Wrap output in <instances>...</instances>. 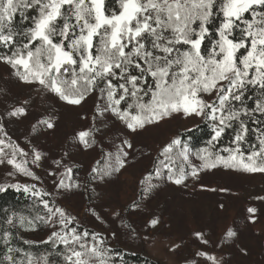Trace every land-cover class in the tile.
Here are the masks:
<instances>
[{"label": "snow or ice", "instance_id": "1", "mask_svg": "<svg viewBox=\"0 0 264 264\" xmlns=\"http://www.w3.org/2000/svg\"><path fill=\"white\" fill-rule=\"evenodd\" d=\"M17 17L29 21L23 30L16 27ZM0 45L12 50L0 60L16 68L24 81L38 82L73 105L99 89L106 98L105 110L133 131L183 112L215 122L213 139L218 140L238 121L236 147L214 159L201 150L203 167L223 164L264 172V128L257 130L258 148L253 145L245 153L241 147L249 132L241 117L264 116V0H119V9L111 11L106 0H0ZM250 87L259 90L251 113L245 106ZM213 94L211 103L204 99ZM23 113L20 108L11 115ZM88 135L79 134L85 143ZM179 144L174 140L165 153ZM187 152L185 146V159ZM40 158L37 152L35 160ZM8 163L32 175L14 159ZM183 179L181 174L175 183ZM55 212L66 224L63 210ZM53 236L68 243V233ZM71 239H81L74 229ZM81 248L86 252L73 250L68 257L72 264H91V258L104 264L95 245Z\"/></svg>", "mask_w": 264, "mask_h": 264}, {"label": "rangeland", "instance_id": "2", "mask_svg": "<svg viewBox=\"0 0 264 264\" xmlns=\"http://www.w3.org/2000/svg\"><path fill=\"white\" fill-rule=\"evenodd\" d=\"M37 85L38 82L24 81L16 68L0 60V141L4 142L0 144V189L14 187L27 192L33 187L38 194H49L57 203L52 213L54 221H61L55 209H62L66 224L88 226L110 247L142 253L160 264H264V207L258 210L247 205L250 203L242 204L238 196L256 172L224 165L204 168V163L195 160L188 149L187 159L184 154L183 159L202 186L183 183L185 178L180 184L168 179L159 192L133 206L137 195L132 188L121 186L119 206H102L100 220L91 215L80 186L70 182L72 171L80 167L82 175L78 180L84 185L89 169L104 152L114 155L123 179L134 183L149 173L165 142L175 139L179 131L202 123L204 116L173 112L136 131L114 125L112 144L111 139L96 137L91 143L87 140L91 129L107 119L96 94L78 105L67 103L56 93L57 99L47 97V112L52 111L49 114L55 117L51 128L25 111L11 115L22 108L15 99ZM204 99L210 101L208 96ZM8 130L13 132L9 134ZM81 132L89 133L87 143L80 139ZM37 152L39 161L35 160ZM12 159L32 175L8 163ZM194 169L196 175L192 174ZM153 220L157 221L155 225ZM18 224L25 234L35 229L28 219ZM229 231L234 235L228 236Z\"/></svg>", "mask_w": 264, "mask_h": 264}, {"label": "trees", "instance_id": "3", "mask_svg": "<svg viewBox=\"0 0 264 264\" xmlns=\"http://www.w3.org/2000/svg\"><path fill=\"white\" fill-rule=\"evenodd\" d=\"M106 8L110 11L118 10L119 0H106ZM32 15H35V12H32ZM28 24L29 21L17 17L16 27L18 30H23ZM18 39L22 38L18 37ZM11 52L12 50L8 47L0 45V55H11ZM54 93L39 84L25 94H20L21 96L15 99V104L20 105L33 120H41L42 123L43 121L54 123L55 117L50 115L52 111L47 112L45 106L47 97L54 96L53 98L57 99ZM93 94L97 95L100 109L107 119L97 125L95 124L87 140L93 143L95 137L104 141L111 139L109 143L112 144L116 133L114 125L123 129L127 125L110 110H105L106 98L101 96L99 89L87 94L85 99ZM258 95L259 90L256 88L250 87L246 91L245 106L250 113L251 109L255 107L253 101ZM208 97L210 103L216 99L215 94ZM236 106L240 107L239 102H236ZM204 118L202 123L193 128L179 131L175 139L165 142V145L160 148L153 159L149 173L142 175L134 183H129L123 179L122 174L118 172L115 166L114 155L112 157L104 152L89 169L84 185L78 180L82 175L81 168H75L70 176V182L74 186H80V190L86 196L85 200L93 218L101 219L102 206H119L121 186L128 189L132 188V192L134 191L137 195L131 206L138 205L146 196H153L159 192L166 185L170 176L172 177L171 180H175L182 174L185 178L183 183L195 187L202 186L200 178L191 175V170L183 159L184 147L186 146L195 160L201 163H204V160L200 156L205 155L201 150L205 149L212 154L211 159H214L216 155L226 157L229 153L225 149L236 147L234 138L239 131L238 121H233L232 127L227 128L218 140H214L215 122L206 116ZM241 118L245 120L249 129L245 142L241 144L242 149L247 153L253 150L251 146L259 147L257 130L264 128V116L255 113L251 115V118ZM8 119L6 116L5 121ZM11 132L8 130L9 134ZM176 139H179L181 144L173 145L172 150L165 153L164 149ZM217 166L220 167L223 164ZM238 196L242 204L250 203L247 205H254L258 210L263 209L264 172L254 173L250 183L238 191ZM56 206L57 203L49 194H38V191L33 187H30L27 192L14 187H6L0 190V264H72L68 257L72 255L73 250L86 252L85 248H81L82 244L87 245L88 248L95 245L103 253L101 259L104 264H160L142 253L126 251L120 247H110L102 236L88 226L74 222L64 225L54 221L49 209L53 210ZM21 219H28L35 224V229L31 234H25L20 230L18 223ZM73 229L75 234L81 237L79 241L71 239ZM53 233L59 235L68 233V243L61 242L53 236ZM84 233H87V236ZM84 258L89 259L90 257L85 256ZM72 259L75 260L76 258L72 257ZM91 264H100V260L91 258Z\"/></svg>", "mask_w": 264, "mask_h": 264}]
</instances>
